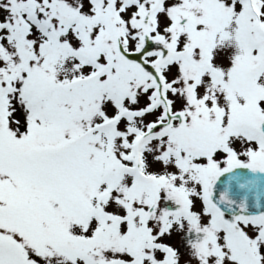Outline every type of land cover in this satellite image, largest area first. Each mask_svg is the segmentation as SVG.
<instances>
[{"label":"snow or ice","instance_id":"1","mask_svg":"<svg viewBox=\"0 0 264 264\" xmlns=\"http://www.w3.org/2000/svg\"><path fill=\"white\" fill-rule=\"evenodd\" d=\"M0 264H264V0H0Z\"/></svg>","mask_w":264,"mask_h":264}]
</instances>
